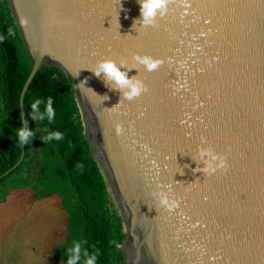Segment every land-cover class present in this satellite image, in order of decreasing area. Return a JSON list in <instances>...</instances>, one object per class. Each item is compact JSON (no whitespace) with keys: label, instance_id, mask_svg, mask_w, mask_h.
<instances>
[{"label":"water","instance_id":"water-1","mask_svg":"<svg viewBox=\"0 0 264 264\" xmlns=\"http://www.w3.org/2000/svg\"><path fill=\"white\" fill-rule=\"evenodd\" d=\"M8 2L34 61L23 127L33 79L58 67L123 218L126 263L264 264V0H170L147 26L140 0ZM137 55L163 63L149 72ZM103 61L146 91L125 99L95 74ZM209 147L227 171L204 172Z\"/></svg>","mask_w":264,"mask_h":264},{"label":"trees","instance_id":"trees-1","mask_svg":"<svg viewBox=\"0 0 264 264\" xmlns=\"http://www.w3.org/2000/svg\"><path fill=\"white\" fill-rule=\"evenodd\" d=\"M33 64L8 0H0V205L13 190L29 189L36 200L59 196L68 232L55 258L67 264L69 250L80 242L77 264H85V252L96 256L95 264H127L123 218L112 208L108 182L85 135L74 82L58 67H42L33 79L24 98L33 136L25 147L18 142L20 98ZM49 98L53 119L35 120L31 105L40 100L39 111L46 112ZM55 131L62 139H48Z\"/></svg>","mask_w":264,"mask_h":264},{"label":"rangeland","instance_id":"rangeland-1","mask_svg":"<svg viewBox=\"0 0 264 264\" xmlns=\"http://www.w3.org/2000/svg\"><path fill=\"white\" fill-rule=\"evenodd\" d=\"M67 232L59 196L36 200L29 189L13 190L0 205V264H63L54 252Z\"/></svg>","mask_w":264,"mask_h":264},{"label":"clouds","instance_id":"clouds-1","mask_svg":"<svg viewBox=\"0 0 264 264\" xmlns=\"http://www.w3.org/2000/svg\"><path fill=\"white\" fill-rule=\"evenodd\" d=\"M170 0H140L141 5V20L142 23L147 25H154L155 18L157 15L163 17L168 12V5ZM22 24H27V20L22 19ZM9 35L14 33V29L10 28ZM135 59L139 61L140 64H143L147 71L151 72L157 69L162 63V59L154 58L151 56H135ZM100 73H104L110 80L115 81L120 88H126L127 91L124 92V98L127 100H133L136 97H139L143 92L146 91V86L142 80H132L129 79L127 74L120 70V68L113 61H103L99 64V66L95 69V74L97 76ZM51 98L48 101V107L46 112H40L38 105L40 104V100H36L35 103L31 105L32 113L31 115L35 120H44L45 116L47 119L51 121L54 117V111L51 107ZM21 119L23 120V115L21 114ZM117 130L119 131V125L117 126ZM18 142L21 145L28 143L29 139L33 136V132L25 126L23 128L18 129ZM48 139H62V134L58 131L50 132ZM204 154L209 156V160L207 161V165L204 168V172L208 174H212L217 172L218 170L228 169V161L226 156H220L214 152V150L209 147L204 150ZM160 203L168 208L169 210L178 206V201L173 199L170 193H161L160 194ZM75 243L74 249H70L69 251L73 253V255L67 261V264H77V260L80 258L81 252V243ZM87 256V260L85 264H95L96 256H88V253H84Z\"/></svg>","mask_w":264,"mask_h":264}]
</instances>
